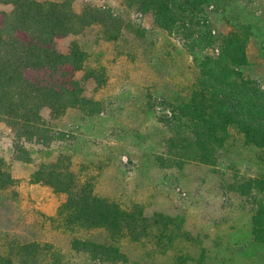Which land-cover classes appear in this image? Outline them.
<instances>
[{
	"label": "trees",
	"instance_id": "16d2710c",
	"mask_svg": "<svg viewBox=\"0 0 264 264\" xmlns=\"http://www.w3.org/2000/svg\"><path fill=\"white\" fill-rule=\"evenodd\" d=\"M120 2L127 10L150 17L156 28L177 39L198 74L185 98L176 94L157 99L156 106L146 103L149 112H159L160 124L172 134L166 159L160 161L177 169L197 163L225 180L235 171L228 159L233 135L245 147L264 151V77L256 75L247 56V45L254 41L264 62V11L255 1ZM0 5L10 9L0 23V125L11 133L14 160L37 164L36 181L67 196L60 215L72 220V226L116 235L143 228L137 206L127 209L100 199L90 184L68 173L74 158H88L91 148L102 145V137L122 142L128 135L113 133L110 111L103 102L87 98L77 83L63 81L66 68L85 69L88 48L75 41L63 53L56 41L83 37L94 27L102 28L106 41L118 39L119 18L90 6L76 13L69 0H0ZM217 24L224 31L216 29ZM19 33L25 34V41ZM87 73L91 79L103 76L101 70ZM64 120L71 125L68 129L62 125ZM63 164L66 169L60 168ZM235 172L229 192L254 200L264 194V163L258 175L250 178L239 180ZM10 183L9 174L0 171V192ZM257 202L251 239L245 237L238 244L241 252L264 248V201ZM72 252L82 259L80 264H126L114 237L101 243L75 239ZM0 264L69 263L48 246L32 243L10 247L7 255H0Z\"/></svg>",
	"mask_w": 264,
	"mask_h": 264
},
{
	"label": "rangeland",
	"instance_id": "374dc122",
	"mask_svg": "<svg viewBox=\"0 0 264 264\" xmlns=\"http://www.w3.org/2000/svg\"><path fill=\"white\" fill-rule=\"evenodd\" d=\"M69 1L76 13L90 6L119 18L118 39L106 41L102 28L94 27L83 37L59 38L56 44L63 53L75 41L88 48L85 69L66 68L63 81L77 83L87 98L103 102L110 111V129L127 134L128 139L120 142L102 137V145L91 148L88 158H74L68 173L90 184L100 199L127 209L137 206L145 226L119 235L72 226V220L60 215L67 196L36 181L37 164L14 160L11 133L0 125V171L11 178L10 186L0 192V255H7L10 247L36 243L48 246L69 264H80L82 259L72 252L75 239L101 243L114 237L126 264H264L262 246L247 253L239 250L245 237L251 239L257 201H264V194L254 200L228 190L235 171L239 180L258 175L264 151L245 147L233 135L228 159L235 171L225 180L197 163L177 169L160 161L166 159L172 134L160 124L159 112H149L146 103L156 106L159 98L190 94L198 76L190 57L150 17L127 10L120 0ZM254 1L264 11V0ZM9 10L0 5V23ZM216 29L224 31L221 24ZM18 37L26 40L23 33ZM259 53L250 41L248 60L256 75L264 77ZM88 70H101L103 76L91 79ZM62 125L71 126L68 120Z\"/></svg>",
	"mask_w": 264,
	"mask_h": 264
}]
</instances>
